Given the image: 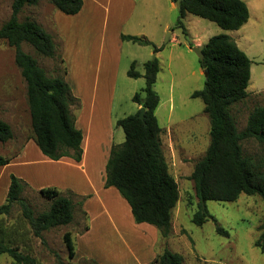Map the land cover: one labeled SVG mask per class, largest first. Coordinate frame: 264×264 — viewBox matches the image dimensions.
Here are the masks:
<instances>
[{"label": "trees", "instance_id": "16d2710c", "mask_svg": "<svg viewBox=\"0 0 264 264\" xmlns=\"http://www.w3.org/2000/svg\"><path fill=\"white\" fill-rule=\"evenodd\" d=\"M39 0H13L9 18L0 26V39L14 47V60L26 82V97L30 114V137L44 155L51 159L69 156L76 161L82 155V131L75 126L72 106H78L70 86L64 79L65 66L50 74L37 59L22 48L30 44L42 56L60 58L52 35L34 18H19L25 6L36 5ZM55 8L66 14L77 13L82 0H48ZM176 2L178 0H171ZM178 18L175 27L186 34L183 17L188 12L208 19L225 30L240 28L249 17L244 0H179ZM121 39L141 45L156 46L145 36L121 34ZM189 46H192L190 43ZM203 59H198L204 69L205 81L200 89L193 90L192 97L203 101V111L209 118V143L203 156L195 163L190 174L197 209L191 221L202 225L213 219L216 231L228 235L211 215L206 200L235 201L241 193L258 194L264 201V156L255 158L243 151V141L254 139L264 146V104H256L249 112L246 125L238 129L231 111L232 104L247 97L251 60L238 46L232 36L217 33L200 47ZM132 61L127 74L143 76L144 86L134 92L132 100L139 108L116 120L124 131V140L112 144L105 165L104 186H114L130 205L136 222H147L156 226L164 237L171 233L173 209L179 199L178 184L168 168L165 158L160 127L155 109L159 95L153 84L159 70L156 57L143 63L141 74ZM144 107L143 117L139 116ZM11 125L0 118V146L11 139ZM11 156L0 154V165L6 164ZM27 183L11 174L6 200L0 204V216L8 214L14 203L20 207L36 236L43 230L68 224L73 218L74 203L69 194H62L56 187H42L38 192L50 200L49 207L34 214L22 192ZM87 228V225L85 226ZM70 259L75 247L70 231L63 234ZM264 251V242H256ZM7 253L19 264H35V260L18 248L8 245L0 238V254ZM57 264H65L59 257ZM182 254L165 247L150 264H182ZM79 264H98L85 259Z\"/></svg>", "mask_w": 264, "mask_h": 264}, {"label": "rangeland", "instance_id": "374dc122", "mask_svg": "<svg viewBox=\"0 0 264 264\" xmlns=\"http://www.w3.org/2000/svg\"><path fill=\"white\" fill-rule=\"evenodd\" d=\"M12 1L0 0V26L11 14ZM247 1L250 4L253 2ZM254 1L259 4L257 34H254V27L246 26L241 31H246L244 35L249 40L248 47L244 40L239 43V47L253 60L252 76L246 88L249 93L254 89L255 82L264 84V0ZM171 2L173 1L144 0L143 4H138L131 21L135 26L134 31L140 30L149 35L153 33V43L158 47L162 46L158 52H153L151 45L132 41L128 44L134 45L132 49L139 57H156L159 62L153 84L159 95L155 114L162 128V148L168 168L177 181L179 190V199L172 213L168 246L182 254V264H264V251L256 245V242H264V201L258 194L241 193L231 202L205 201L209 213L228 231V235L218 233L211 218L202 225L191 221L197 209L198 198L190 174L208 146L209 118L203 111L201 98L191 96L193 90L203 87L205 74L189 44L201 47V42L205 43L212 35L227 33L235 36L236 32L222 29L213 21L187 12L182 19L186 28L184 34L175 27L179 12L176 3ZM53 10L54 6L48 0H39L36 5L25 6L19 13V18L30 16L49 28ZM138 12L143 18V23L139 26ZM165 23L169 24L167 30L162 29ZM170 30L176 34L178 41H167V32ZM22 48L34 56L50 74H56L55 69L63 67L59 58L42 56L26 42L22 43ZM148 49L152 50L151 54L146 53ZM127 66L129 68L130 65ZM135 68L143 74V64L136 62ZM132 81H135L137 90L145 84L143 76ZM130 101L126 97H118L116 103L121 104L117 108L130 105ZM256 104H264V91L250 94L232 104L231 111L238 129L246 125L249 112ZM0 118L9 122L15 137L12 142L14 145L3 142L2 152L12 154L19 148L22 140L30 136L31 126L26 82L15 63L14 47L5 39H0ZM242 145L245 154L255 158L264 156V146L256 140H245ZM21 195L27 200L34 214L49 207L50 200L29 186L24 188ZM80 205L81 202L73 207V218L68 224L50 227L43 230L41 236H36L27 219L23 217L19 205L14 203L8 214L0 216V238L8 245L29 254L34 258L35 264H57V257L65 264H79L77 259L68 257L63 234L70 231L73 236L88 222ZM0 264L19 263L7 253H1Z\"/></svg>", "mask_w": 264, "mask_h": 264}, {"label": "crops", "instance_id": "0c3cea01", "mask_svg": "<svg viewBox=\"0 0 264 264\" xmlns=\"http://www.w3.org/2000/svg\"><path fill=\"white\" fill-rule=\"evenodd\" d=\"M244 1L249 10L248 20L234 30L235 36H230L238 46L244 40L248 47L246 31L241 29L250 25L257 34L259 4L254 0L252 4ZM142 2L144 0H82L77 13L66 14L54 7L51 27L41 24L52 35L66 69L64 79L79 100V105L72 106L71 112L75 126L82 131L81 159L76 161L69 156L51 159L30 136H26L12 154L2 152L4 143L0 146L1 155L11 156L9 162L0 165V204L6 200L11 174L23 179L35 191L56 187L62 194H69L74 206L81 202V210L88 219L87 228L85 225L71 235L75 247L73 258L79 263L90 259L98 264H150L165 247L169 248L170 236H162L150 223L136 222L130 205L118 189L104 186L110 148L124 140V131L116 125V120L139 108L132 101V95L138 91L132 80L138 77L127 74V65L132 61L143 64L148 60L139 57L132 49L134 45H128L131 41L120 36L145 35L152 42L154 39L152 32L149 35L133 30L135 26L131 21ZM142 23V15L138 12V26ZM162 29H169V24L165 23ZM168 35L167 41H178L173 30ZM203 44L201 42V46ZM151 52V49L146 51ZM250 60L249 81L253 63ZM261 91H264V84L255 82L247 96ZM118 97L131 99L130 105L117 108L121 104L116 103ZM14 138L5 143L14 145Z\"/></svg>", "mask_w": 264, "mask_h": 264}, {"label": "water", "instance_id": "95a60500", "mask_svg": "<svg viewBox=\"0 0 264 264\" xmlns=\"http://www.w3.org/2000/svg\"><path fill=\"white\" fill-rule=\"evenodd\" d=\"M177 7L179 8L180 6V1H176L175 2ZM169 33V31L167 32ZM191 50L194 51L198 57V59H203V52L201 51L200 47H198L197 45H193V46H190ZM143 112H144V107H141L140 109V113H139V116L142 118L143 117Z\"/></svg>", "mask_w": 264, "mask_h": 264}]
</instances>
